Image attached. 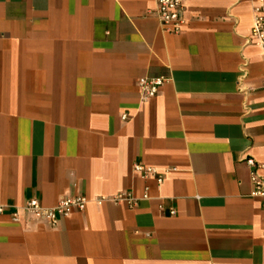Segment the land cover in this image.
<instances>
[{"label":"crops","instance_id":"0c3cea01","mask_svg":"<svg viewBox=\"0 0 264 264\" xmlns=\"http://www.w3.org/2000/svg\"><path fill=\"white\" fill-rule=\"evenodd\" d=\"M183 4L173 34L156 0H0V264H264L259 0Z\"/></svg>","mask_w":264,"mask_h":264},{"label":"built area","instance_id":"2783aa9c","mask_svg":"<svg viewBox=\"0 0 264 264\" xmlns=\"http://www.w3.org/2000/svg\"><path fill=\"white\" fill-rule=\"evenodd\" d=\"M183 3L184 0H156L155 14L159 19L161 28L165 32L177 34L181 31L185 22ZM249 40L259 49L262 62H264V0H259V4L254 8ZM165 81L166 78L164 76L141 79L139 81L141 99L147 101L154 97ZM123 118L125 119V116ZM244 161L250 168V179L253 184L252 196L264 199V175L259 173V170L264 168V166L249 156ZM133 169L143 176L149 173L156 174L155 171L144 168L140 164H134ZM161 179V176L158 175L157 181L160 182ZM119 198L125 200L130 206L136 203V199L130 193L122 194ZM86 203L87 199L84 196L73 195L61 199L54 207L48 208L42 206L37 199L32 198L25 202L24 208L35 217L55 225L71 211L84 210ZM2 211L3 209L0 207V213ZM14 219L16 220L17 217L15 216Z\"/></svg>","mask_w":264,"mask_h":264}]
</instances>
